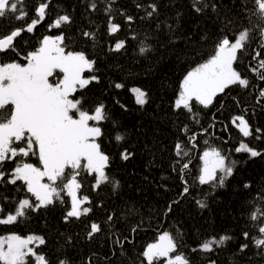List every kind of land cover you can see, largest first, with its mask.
Returning <instances> with one entry per match:
<instances>
[{"label": "trees", "instance_id": "trees-1", "mask_svg": "<svg viewBox=\"0 0 264 264\" xmlns=\"http://www.w3.org/2000/svg\"><path fill=\"white\" fill-rule=\"evenodd\" d=\"M39 2L24 0L28 12L25 20H15L13 14L0 18V38L15 28L25 27L33 18L38 19L35 8ZM150 2L153 0H51L45 19L33 32L24 31L15 38V51L0 53V62L26 63L23 57L38 48L44 36L63 34L66 50L84 51L95 61L94 72L84 75H95L98 81L75 95L87 101L85 108L104 105L109 119L99 124L104 133L99 142L110 157L106 171L119 182L116 191L110 184L94 191V177L83 174L78 178L83 183L80 194L90 198L91 203L85 205L91 208L89 214L66 222L64 215L70 198L62 194L65 203L57 201L35 212L28 210L27 216L16 223L0 225V235L43 236L46 244L37 250L46 254L50 264H59L60 260L69 264H146L141 255L143 249L165 231L177 238L178 251L186 254L191 264H209L210 260L216 264H264V248H256L251 239L243 236L246 231L253 237L257 235L258 224L249 219V213L264 205V97L259 96L264 81L249 70L264 58V48L260 47L264 41L259 36L264 22L252 15V0H215L219 17L211 9L197 14L191 8L193 0H154L159 12L148 18ZM92 3L97 5L95 10L90 7ZM138 3L144 7L137 8ZM109 7L110 12L106 11ZM60 15H69L71 22L51 28ZM127 16L133 20L128 22ZM224 16L235 21L227 30ZM110 18L120 25L119 31L111 35ZM167 25L172 26L171 30ZM245 27L253 29L251 39L245 50L238 52L234 67L249 80V86H230L207 108L193 101L191 113L176 109L175 99L184 75L214 54L225 31L232 36ZM85 31L93 33V37H84ZM119 41H124L125 46L114 51ZM143 46L150 50L141 54L139 49ZM256 51L262 56L253 60ZM117 83L123 87L117 89ZM133 87L147 93L144 106L136 104L130 91ZM237 115L248 121L251 136L243 137L232 124ZM117 132L124 136L120 142L114 138ZM193 135L194 141L190 139ZM242 141L262 155L252 158L248 153L235 152ZM177 142L184 145L187 156H176ZM211 147L237 162L223 187L201 185L198 181L200 156ZM125 150L131 153L128 160L121 158ZM16 159L39 166L35 156ZM178 159L180 165L176 164ZM183 163L188 168L182 174L179 169ZM14 167L15 161H5L3 170L10 173ZM185 182L189 191L182 195ZM245 184L249 187L245 188ZM23 198L35 202L22 182L11 185L0 181L4 215L13 212ZM198 200L207 206L201 208ZM92 223L99 224L101 230L89 238ZM134 228L136 231H132ZM225 234L232 239L222 249L192 252L202 239ZM243 243L249 247L239 253ZM29 260L34 264L33 258Z\"/></svg>", "mask_w": 264, "mask_h": 264}, {"label": "snow or ice", "instance_id": "snow-or-ice-1", "mask_svg": "<svg viewBox=\"0 0 264 264\" xmlns=\"http://www.w3.org/2000/svg\"><path fill=\"white\" fill-rule=\"evenodd\" d=\"M114 2L115 0H112V3ZM50 3L51 0H40L35 8L38 19L33 18L25 27L15 28L10 34L0 38V53L15 51V38L20 37L24 31L33 32L36 25L45 19ZM252 3V15L264 22V0H252ZM90 7L95 10L97 5L92 3ZM136 7L142 8L144 5L138 3ZM191 8L197 14H204L211 9L219 17L220 8L215 0H193ZM147 9H150L146 10L148 18L159 12L154 0L148 3ZM106 11L110 12L111 8ZM9 14H13L15 20H25L28 12L24 8V0H0V18H7ZM126 18L128 22L133 20L132 16ZM70 22L69 15H60L50 27L60 28ZM234 24L235 21L230 17H223L225 30ZM167 27L169 30L172 28L171 25ZM119 29L120 25L110 18L109 34H115ZM252 30L251 27H245L232 36L225 31L216 43L214 54L184 76L175 100L176 109L183 108L191 113L193 101L207 108L218 94L224 93L230 86H249V80L242 76L234 64L239 60L238 52L245 50L249 43ZM82 35L91 38L94 34L85 31ZM259 36L261 41H264V26L259 28ZM124 46V41H119L113 50L119 51ZM66 47L63 34L46 35L38 48L23 57L26 63L0 62V181L11 185L22 182L26 191L35 198V202H30L27 198L20 199L14 211L7 215H4V209L0 207V225L16 223L18 219L27 216L28 210L35 212L57 201L63 204L65 201L62 194L70 198V207L64 215L66 222L70 218L79 219L89 214L91 208L85 205L91 203L90 198L80 194L83 183L78 178L83 174L94 177V191L106 184H110L113 191L119 187V182L111 178L106 171L110 157L102 150L99 142L104 135L99 124L109 119L104 105L100 104L94 109L85 108L87 101L83 97L76 98L75 95L91 82L98 81L95 75L87 78L84 75L85 72H94L95 61L84 51L66 50ZM260 47L264 48V43H261ZM149 50L146 46L139 49L141 54ZM261 56L262 53L256 51L253 60ZM249 70L264 81V58L258 60L257 67ZM115 87L120 89L123 85L117 83ZM130 91L135 96L136 104L144 106L147 103V93L141 88L133 87ZM259 96L264 97V89L260 90ZM232 124L239 129L243 137L252 135L250 125L243 115L234 116ZM256 131L259 132L260 129ZM114 138L120 142L124 136L117 132ZM190 139L194 141L195 135ZM235 152L248 153L252 158L262 155L243 141L235 148ZM175 153L180 158L188 155L180 142L175 144ZM31 156L38 158L39 166L16 159ZM130 156L131 153L127 150L121 153L123 160H128ZM200 160L202 167L198 176L199 184H212L213 187H223L228 177L233 175L237 163L215 147L204 151ZM5 161H15V167L10 173L3 170ZM176 164L180 165L181 160L178 159ZM187 168L188 164L183 163L179 170L183 174ZM244 187L248 188L249 185L245 184ZM188 191L185 182L182 195ZM197 204L201 208L207 206L200 200ZM168 210L171 211V205ZM112 219L110 215L108 220ZM249 219L258 224L257 235L253 237L246 231L243 233L245 240L251 239L256 248H264V205L254 207L249 213ZM100 230L99 224L92 223L88 237L92 238ZM231 239L232 237L226 234L206 237L192 248V252L211 253L222 249ZM33 244L36 248L30 247ZM45 244L46 239L41 235L0 236V264H31L29 258L34 259V264H50L46 254L37 250ZM248 247L247 243L240 244L238 252L243 253ZM178 248L177 238L165 231L159 235L156 242L147 244L141 255L146 264H191L188 256L178 251ZM59 264L69 262L60 260ZM209 264H216V261L210 260Z\"/></svg>", "mask_w": 264, "mask_h": 264}, {"label": "rangeland", "instance_id": "rangeland-1", "mask_svg": "<svg viewBox=\"0 0 264 264\" xmlns=\"http://www.w3.org/2000/svg\"><path fill=\"white\" fill-rule=\"evenodd\" d=\"M205 61H206V60H205ZM205 61H203V62H205ZM203 62H200V63H203ZM200 63H199V64H200ZM199 64H197L195 67H197ZM195 67H193V68L190 69L189 71L193 70ZM189 71H188V72H189ZM188 72H187V73H188ZM187 73H186V74H187ZM186 74H185V75H186ZM185 75H184V76H185ZM183 78H184V77H183ZM183 78H182V80H183ZM182 80H181V81H182ZM180 83H181V82H180ZM178 92H179V91H178ZM134 97H135V96H134ZM176 98H177V97H176ZM175 100H176V99H175ZM90 123H94V122H90ZM237 123H239V122L237 121ZM207 150H208V149H207ZM204 151H206V150H204ZM204 151H203V152H204ZM202 154H203V153H202ZM202 154H201V155H202ZM201 167H202V166H201ZM162 233H163V232H162ZM162 233H160V234H162ZM9 234H14V233H8V234L0 235V236H6V235H9ZM160 234H159V235H160ZM29 235H30V234H29ZM35 235H37V234H35ZM159 235H158V237H159ZM26 236H28V235H26ZM26 236H21V237H26ZM157 239H158V238H157ZM157 239H156V240H157ZM156 240L151 241V242H149V243H154V242H156ZM149 243H148V244H149ZM34 245H35V244L30 245V247H34ZM146 246H147V245H146ZM146 246H145V247H146Z\"/></svg>", "mask_w": 264, "mask_h": 264}]
</instances>
